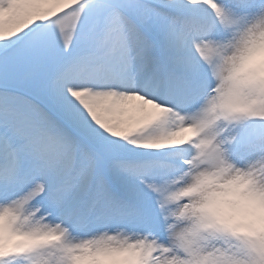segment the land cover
I'll use <instances>...</instances> for the list:
<instances>
[{"label": "snow or ice", "instance_id": "snow-or-ice-1", "mask_svg": "<svg viewBox=\"0 0 264 264\" xmlns=\"http://www.w3.org/2000/svg\"><path fill=\"white\" fill-rule=\"evenodd\" d=\"M0 264H264V0H0Z\"/></svg>", "mask_w": 264, "mask_h": 264}]
</instances>
